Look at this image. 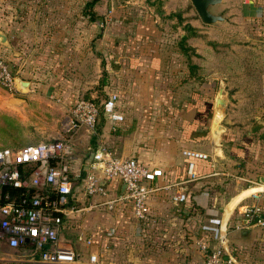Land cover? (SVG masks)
<instances>
[{"label":"crops","instance_id":"obj_1","mask_svg":"<svg viewBox=\"0 0 264 264\" xmlns=\"http://www.w3.org/2000/svg\"><path fill=\"white\" fill-rule=\"evenodd\" d=\"M159 1L160 9H137L136 16H118L121 10L108 7L112 20H107L114 25L94 40L60 29L49 32L43 44L25 41L20 52L0 44L6 59L18 55L13 61L15 75L29 81L25 91L0 94V109L10 104L11 97L19 96L25 101L10 104V112L26 118L48 105L51 113L58 108L67 112L64 124L77 98L86 95L99 101L104 91L107 96L112 89L120 91L123 122L115 124L101 117L96 135L80 129L73 136L75 183L101 145L158 167L163 174L149 183L158 189L149 196V215L143 225L135 220L129 201L118 202L114 209L88 208L64 224L61 240L83 260L95 253L98 264H202L207 253L222 243L237 264H264V225L244 220L247 206L259 205L264 210V185L251 184L264 183V0H223L213 11L223 13L226 21L213 25L197 17L191 0ZM102 8L100 0L96 14H103ZM233 25L237 32L258 34L263 51L235 56L232 62L220 58L217 64L224 66L213 71L210 47L215 42L208 41L200 52L192 40L206 32L200 29L212 33ZM2 30L10 41L16 37ZM179 36L186 37L189 55L179 51ZM231 63L234 76L240 79L233 88L229 85ZM221 79L231 101L220 139L222 156L214 160L211 124ZM184 149L208 153L210 158L189 159L182 154ZM190 160L200 178L185 183L186 201L176 203L173 185L187 178ZM101 184L108 196L82 195L80 206L125 191L117 179L103 178ZM257 186L263 189L255 191L259 197L254 199L249 189ZM81 231L92 238V245L77 240Z\"/></svg>","mask_w":264,"mask_h":264},{"label":"built area","instance_id":"obj_2","mask_svg":"<svg viewBox=\"0 0 264 264\" xmlns=\"http://www.w3.org/2000/svg\"><path fill=\"white\" fill-rule=\"evenodd\" d=\"M112 11H109V15ZM7 59L0 53V87L8 93L20 91ZM120 91L112 89L107 98L97 104L92 99L77 98L69 108V117L62 137L21 148H0V244L9 250L15 263L27 264H98L95 253L86 260L73 247L60 238L67 221L80 216L88 208L98 205L114 209L118 202L132 203L133 215L139 225L148 218L150 194L158 188L150 186L162 176V170L149 166L136 158L122 157L101 145L92 153L80 183L72 177L75 159L73 136L85 129L96 135L101 105L105 118L121 123L124 115L119 111ZM189 159H209L208 153L184 149ZM264 164V155L262 157ZM117 179L124 185V193L106 198L100 203L80 206V197H107L102 179ZM200 177L194 172V162L187 164V178L174 186L173 200L183 203L187 198V182ZM185 184V185H184ZM252 185H264L251 181ZM258 199V192L250 194ZM246 224L256 221L264 225V210L259 205L247 206ZM77 240L92 245V238L82 231ZM202 264H237L235 257L220 243L205 256Z\"/></svg>","mask_w":264,"mask_h":264},{"label":"rangeland","instance_id":"obj_3","mask_svg":"<svg viewBox=\"0 0 264 264\" xmlns=\"http://www.w3.org/2000/svg\"><path fill=\"white\" fill-rule=\"evenodd\" d=\"M87 1L88 0H0V29L2 30L3 28H6L8 33L16 35V37H10L12 44H14L11 45V48H16V51L20 52L19 46L22 43L24 44L25 41H28V43L35 41L38 45L43 44L44 41H46V36H48L49 32H54L60 29L63 31H67V29H69L68 32L73 34L75 33V35L79 37L81 36L87 41L96 39V37L101 36L104 31L105 34H108L109 27L114 25V22H108L107 20L110 19L109 16L112 14L111 13L109 15L108 7L121 10L120 12H116V15L118 16H136L139 13L137 9L146 10L150 8L152 10H157L160 9L159 6H161L159 0H101L103 7L101 11H103V14H97L101 16V19H99V23L96 25L95 21L90 20L85 10V3ZM11 25L14 27V32L11 31ZM251 25L252 23H248L249 28H251ZM169 26L170 22L168 23L167 21V26L165 23L166 29H169ZM21 29L24 31L22 32ZM235 29L234 25L227 26L226 28L212 33L209 32V30L200 29L201 31L206 32H199L198 36L195 37L194 40L190 39L196 43L200 52H202L201 50L207 45L208 41L215 42L216 46L214 45L215 47H210L212 50L211 66L213 71H218L219 66H224V63L217 64V61L220 58H226L228 59L227 61L232 62L231 59L235 56L241 58L242 56L248 57L252 54L258 55L262 53L263 48L259 46L258 41L260 36L258 34L255 35L251 32L246 34L241 31L237 32ZM251 51L253 53H251ZM17 56L18 55L16 54H10L7 58V61L14 73H16L17 64L13 61ZM233 67L234 66L232 64V69L229 70V85L232 88L238 83V80H240L239 77L234 76L235 68ZM100 90H104V88L101 87ZM0 94L6 95L8 92L4 88L0 87ZM82 97L92 98L86 95H83ZM106 97L107 92L105 94L104 91L103 97L99 100L100 102H97L101 103L106 99ZM50 109L51 106L47 105L40 113L34 111L32 115L26 118H22L17 115V113L10 112V104L1 108L0 112L13 115L14 118H19L22 121L31 122L29 125L34 129L35 133L32 141L36 142L40 139L48 137L57 138L64 134L63 129L65 127V123L63 124V122L67 112L58 108V110H55L56 112L51 113ZM100 121L101 118H99V122ZM20 123L18 129L23 127ZM3 125L4 127L0 126V138L4 135L9 136L10 131L14 129L12 127H8L4 123ZM9 253L10 250L7 249L5 245H0V264H16L13 262V257L9 256Z\"/></svg>","mask_w":264,"mask_h":264},{"label":"water","instance_id":"obj_4","mask_svg":"<svg viewBox=\"0 0 264 264\" xmlns=\"http://www.w3.org/2000/svg\"><path fill=\"white\" fill-rule=\"evenodd\" d=\"M223 0H191L193 7L195 8L200 19L208 25L218 24L226 21V17L223 13H216L213 8L222 4ZM0 44L11 48L9 36L0 29ZM16 82L20 91H25L28 88L29 81L23 79L20 76H16ZM25 99L19 96H13L9 99V103L13 105H20ZM231 101L230 92L226 88L224 79L219 80L214 100V115L211 124L212 144L214 145L212 157L222 156L221 134L225 131L226 127V109Z\"/></svg>","mask_w":264,"mask_h":264},{"label":"trees","instance_id":"obj_5","mask_svg":"<svg viewBox=\"0 0 264 264\" xmlns=\"http://www.w3.org/2000/svg\"><path fill=\"white\" fill-rule=\"evenodd\" d=\"M99 2H100V0H88L85 3V10L87 12L88 17L90 18L91 21H95L96 25L99 23V19H101V16L97 15L95 10H94L95 6ZM177 45H178L179 51L182 54L187 55L188 51H190V48H188L186 45V37L185 36H182V37L179 36L178 37V44ZM88 99H92V98H88ZM92 100L95 101L97 104H101L94 99H92ZM100 107H101L100 118L103 117L105 119V115H104V112L102 109V105ZM118 109H119V107H118ZM0 123H2V124H0V126H2V127H4V125H3V123H4L8 127L14 128L12 131H10L9 136L4 135L0 138V148H4V147L21 148V147H25L28 145H35V144L48 142V141L52 140V138L48 137V138L40 139L39 141H36V142L32 141V139L35 136V133H34V129L32 127H30V125H29V124H31V122L24 121V120L22 121L19 118H14L13 115H10V114L4 113V112H0ZM19 123L22 124L23 127H20L18 129ZM83 176H84V174L82 176H80L79 179L80 178L82 179ZM81 179H80V181H81ZM80 181L78 183H80ZM18 264H21V263H18ZM22 264H27V263H22Z\"/></svg>","mask_w":264,"mask_h":264},{"label":"bare ground","instance_id":"obj_6","mask_svg":"<svg viewBox=\"0 0 264 264\" xmlns=\"http://www.w3.org/2000/svg\"><path fill=\"white\" fill-rule=\"evenodd\" d=\"M259 187H260V186L252 187V188H250L249 190H250L251 193H253V192H255V191H258V190L263 189V187H261V188H259Z\"/></svg>","mask_w":264,"mask_h":264}]
</instances>
